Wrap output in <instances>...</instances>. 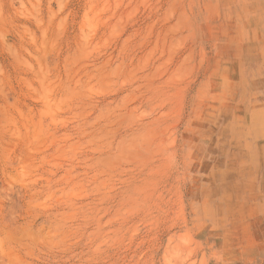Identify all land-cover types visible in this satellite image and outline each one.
<instances>
[{
    "label": "rangeland",
    "instance_id": "rangeland-1",
    "mask_svg": "<svg viewBox=\"0 0 264 264\" xmlns=\"http://www.w3.org/2000/svg\"><path fill=\"white\" fill-rule=\"evenodd\" d=\"M0 264H264V0H0Z\"/></svg>",
    "mask_w": 264,
    "mask_h": 264
}]
</instances>
